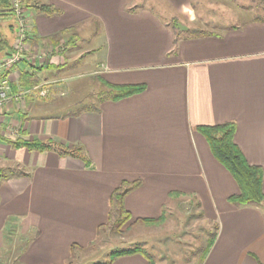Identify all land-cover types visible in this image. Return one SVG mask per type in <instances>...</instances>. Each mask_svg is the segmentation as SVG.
<instances>
[{
  "label": "crops",
  "instance_id": "1",
  "mask_svg": "<svg viewBox=\"0 0 264 264\" xmlns=\"http://www.w3.org/2000/svg\"><path fill=\"white\" fill-rule=\"evenodd\" d=\"M39 1L59 10L46 16L25 9L28 51L45 57L18 65L9 78L13 93L21 77L51 93L46 99L27 95L0 111V168L23 172L0 184V251L13 241L18 253L12 264H70L79 247L108 229L113 191L123 181H139L123 199L129 226L146 224L136 220L156 219L166 204L191 195L203 215L190 217L214 226L198 264H264V203L227 202L238 185L196 131L233 122L234 142L250 165L262 168L264 189V20L194 30L188 25L195 12L191 0H158L157 6L141 0ZM5 22L14 24L13 18ZM65 29L75 34L60 35ZM13 32L14 40L15 26ZM84 32L87 46L79 41ZM58 39L65 50L47 53ZM78 78L144 89L101 102L97 112L56 113L54 99L64 96L58 83ZM46 139L83 147L89 165L9 143ZM111 264L149 263L136 253Z\"/></svg>",
  "mask_w": 264,
  "mask_h": 264
},
{
  "label": "rangeland",
  "instance_id": "2",
  "mask_svg": "<svg viewBox=\"0 0 264 264\" xmlns=\"http://www.w3.org/2000/svg\"><path fill=\"white\" fill-rule=\"evenodd\" d=\"M157 1L141 0V3L151 2L153 6H157ZM21 3L23 9H25L22 1ZM263 3L264 0H191V5L195 12L192 10L191 15L194 16L191 17L194 20L188 25H192L190 27L194 30L207 31L213 30L215 27L236 25L245 20H250L254 16H261ZM166 15L165 11L160 14L161 18ZM165 19L169 23L175 24V19L169 17ZM28 24L31 27L29 20ZM71 30L69 31L71 32L69 34L70 37L75 34V31ZM82 38L84 40H79L80 44L87 46L90 42L87 33L84 32ZM65 48V41L58 39L57 45L48 49L50 51H47V53H52V51L62 52ZM37 63L36 60L31 64ZM58 84L60 85L59 92L61 95L64 94V96L54 99L56 113L78 111L88 106L97 105L99 93L101 92V86L97 81H93L90 78H78ZM70 85H72V90L69 92ZM27 89H35L29 95L36 93L37 97H39L37 92L46 91V96L39 97L40 99H46L51 93V89L42 86L20 87L16 91ZM196 202H199L198 199L191 195H184L172 200L166 204L163 211V220L159 223L129 226L128 221L120 226L119 229H113L111 224L107 225L106 228L108 229L100 232V235L92 243L84 248L79 247L73 253L74 257L70 264L103 263L109 259L112 251L135 247L149 254L152 264H198L206 251L205 249L208 246L206 242L210 240L209 233H213L214 226L213 223L190 217L198 213V209L195 208ZM17 241L19 242V240ZM13 243V241L11 243L7 242L4 249L0 251V264L5 263L3 261L4 256L8 259L7 264H12L16 260L18 249H13ZM16 244L15 246H17ZM19 247L20 245L18 244Z\"/></svg>",
  "mask_w": 264,
  "mask_h": 264
},
{
  "label": "trees",
  "instance_id": "3",
  "mask_svg": "<svg viewBox=\"0 0 264 264\" xmlns=\"http://www.w3.org/2000/svg\"><path fill=\"white\" fill-rule=\"evenodd\" d=\"M23 2L24 8H32L34 11L44 14L46 16H52L58 14L59 10L52 5L41 3L39 0H20ZM262 15L254 16L253 20H264V3L262 7ZM12 18V12L10 10L9 0H0V58L9 54L12 50L13 41V22L6 24L5 21ZM175 28V25H173ZM71 29H65L60 32V35L65 34ZM196 33H190L189 36H194ZM178 37V36H177ZM36 80L28 81L26 77H21L19 86L22 88H28L38 85ZM101 92L99 93L97 105L88 106L77 112L83 111H98V105L104 101H117L134 94L143 91V85H112L105 81L101 82ZM204 139L206 140L209 149L215 159L229 172L231 177L238 185L239 192L237 194L230 195L227 198V202L233 206H245L253 205L260 206L264 202V189H263V170L260 166L250 165L240 149L234 142V135L236 126L233 122H227L217 125H201L196 128ZM11 146L25 147L28 150L45 152L52 151L60 156H70L81 160L85 165H89L87 155L81 146H73L70 148L55 142L52 139L46 140H33V141H9ZM23 175L20 169L0 168V184L13 177ZM139 186V181L126 182L123 181L120 186L113 191L110 196V212L108 224L113 229H119L120 226L130 220V214L123 206L124 196ZM198 209V217H202V211L200 210V203L196 202ZM163 220V215L156 219H137L146 224H155ZM107 226V225H106ZM211 242L208 243V248ZM208 248L206 250H208ZM141 254L147 260L149 264H152L151 257L144 250L135 247L131 249H121L112 251L109 259L103 263L96 264H111L113 260L120 256L130 254ZM206 253V251H205ZM204 253V254H205Z\"/></svg>",
  "mask_w": 264,
  "mask_h": 264
},
{
  "label": "built area",
  "instance_id": "4",
  "mask_svg": "<svg viewBox=\"0 0 264 264\" xmlns=\"http://www.w3.org/2000/svg\"><path fill=\"white\" fill-rule=\"evenodd\" d=\"M9 2L15 24V40L11 52L0 60V111L11 103H22L24 98L35 90H19L13 93L9 72L24 62L34 63L45 57L44 52L31 53L28 51L27 42L30 38L31 27H29L25 9L20 0H9ZM37 93L39 97L46 96V91Z\"/></svg>",
  "mask_w": 264,
  "mask_h": 264
}]
</instances>
